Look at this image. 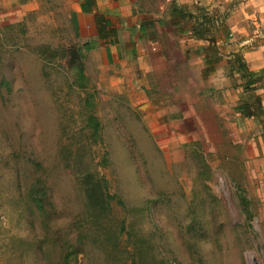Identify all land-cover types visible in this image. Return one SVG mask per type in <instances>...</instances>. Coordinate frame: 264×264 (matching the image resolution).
Here are the masks:
<instances>
[{"label":"rangeland","instance_id":"rangeland-1","mask_svg":"<svg viewBox=\"0 0 264 264\" xmlns=\"http://www.w3.org/2000/svg\"><path fill=\"white\" fill-rule=\"evenodd\" d=\"M66 1L0 0V264H264L260 124L92 65Z\"/></svg>","mask_w":264,"mask_h":264},{"label":"crops","instance_id":"crops-1","mask_svg":"<svg viewBox=\"0 0 264 264\" xmlns=\"http://www.w3.org/2000/svg\"><path fill=\"white\" fill-rule=\"evenodd\" d=\"M82 1L67 0L65 4H72L92 65L103 71L119 64L132 65L143 76L141 84L147 80L146 85L151 87L169 86L174 91L182 88L184 96L192 94L194 99H200L208 81L217 97L213 110L220 117L229 107L243 124L256 131L262 127L255 118L235 110L243 99L244 88L242 77L232 71L231 64L232 53H240L250 70H264V0H200V7L225 22L224 30L220 22L215 27L216 32L219 30L217 46L224 58L208 76L205 56L198 50L210 42L191 34V26L200 21L196 0H95L90 12H83ZM194 46L199 47L192 52ZM257 93L264 105V82ZM255 122L260 125L257 127ZM260 139L261 147L252 150L246 162L252 176L254 165H260L258 187L264 199V145Z\"/></svg>","mask_w":264,"mask_h":264},{"label":"trees","instance_id":"trees-1","mask_svg":"<svg viewBox=\"0 0 264 264\" xmlns=\"http://www.w3.org/2000/svg\"><path fill=\"white\" fill-rule=\"evenodd\" d=\"M81 6L83 12H90L95 7V0H83ZM196 8L200 11L198 14L200 21L199 23H195L191 26V34L196 39H202L210 42V44L205 45L198 50L200 54H204L205 56V75L208 76L211 74V72L215 71L216 65L222 59L221 51H219L217 46L218 36L213 35L218 20L215 16L208 14L203 7L196 5ZM72 16L77 23L78 21L76 14L73 13ZM176 16L178 17V15ZM181 19L184 20L182 17ZM101 20H103V17H99V21ZM224 23L225 22L223 21V24ZM232 55V71L234 73H238L242 77V86L244 88L243 99L235 107V110L244 117L255 118L257 121H259L262 126V137L264 139V105L262 96L257 93L258 89L261 88L262 83L264 82V70L259 72L252 71L249 69L248 64L242 54L232 53ZM79 75L83 79L87 78L85 69L82 66L79 68ZM88 122L89 126L93 130V134L95 136H99L102 128L99 118L94 113H91L88 117ZM87 183L88 184L86 185L85 190L88 194L90 203H92L96 200L97 192H104L102 187L106 186L107 181L104 177H96L95 180L91 179L90 181H87ZM110 198L112 197L110 196ZM241 202L243 204L244 210L249 212L248 201L244 196H241ZM37 203L41 205V200L38 199Z\"/></svg>","mask_w":264,"mask_h":264},{"label":"built area","instance_id":"built-area-1","mask_svg":"<svg viewBox=\"0 0 264 264\" xmlns=\"http://www.w3.org/2000/svg\"><path fill=\"white\" fill-rule=\"evenodd\" d=\"M195 5L201 6V1L200 0H196Z\"/></svg>","mask_w":264,"mask_h":264},{"label":"bare ground","instance_id":"bare-ground-1","mask_svg":"<svg viewBox=\"0 0 264 264\" xmlns=\"http://www.w3.org/2000/svg\"><path fill=\"white\" fill-rule=\"evenodd\" d=\"M253 257H254V256H253V255H251V259H254ZM254 264H255V263H254Z\"/></svg>","mask_w":264,"mask_h":264}]
</instances>
